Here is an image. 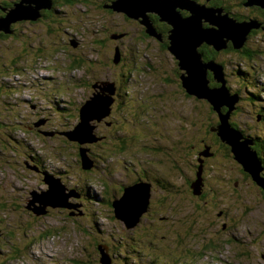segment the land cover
Segmentation results:
<instances>
[{
  "label": "rangeland",
  "instance_id": "374dc122",
  "mask_svg": "<svg viewBox=\"0 0 264 264\" xmlns=\"http://www.w3.org/2000/svg\"><path fill=\"white\" fill-rule=\"evenodd\" d=\"M90 8L76 5L75 9L59 12L58 18H49L53 31L48 30L45 20L41 25L18 21L14 33L0 39V116L6 122L13 120L12 141L0 129V243L4 251L0 250L7 253L10 245L16 244L26 251L20 260H8L0 252V264H101L100 249L114 256V264H264V188L235 160L230 145L213 142L207 125H219L220 118L212 103L196 95L183 96L177 90L172 93L176 86L161 82L176 64L171 54L164 52L153 36L144 37L139 26L126 21L121 12ZM223 9L235 23L241 22L242 16L253 15L248 8H234L233 13ZM252 19L261 26L260 18ZM83 27L87 30L79 29ZM105 27L112 40L102 48L94 38H103ZM252 31L248 44L255 56L246 58L248 67L236 54L221 55L217 62L225 66L227 87L242 96L234 103L230 123L245 134L260 136L264 148V26ZM256 38L262 40L254 42ZM25 42L30 54L23 50ZM118 43L125 52L124 64H136V71L126 72L128 67L110 61ZM74 53L85 61L79 70H70L68 65ZM98 55L105 60L94 64ZM4 64L16 66L6 71ZM150 67L155 73L143 71ZM120 73L129 79L121 86V93L132 95L122 100L127 102L119 108L121 116L118 112L116 116L123 118L122 123L129 122L128 128L134 133L147 137L136 146L168 148L159 163L163 173L152 166L146 167L150 172L145 169L154 184L150 197L147 194L144 198H150V211L130 225L124 219L111 218L114 212L103 205L104 196L111 200L118 197L119 187L136 181L137 171L150 166L145 163L149 156L142 152V159L138 157L143 165L125 157L118 158L120 164L115 156L107 161L98 159L106 148L98 143L113 121H107L108 115L100 122L90 120L94 133L104 135L95 145H79L68 139L63 144V133L81 121L77 109L102 93L97 82L112 84ZM251 94H259L257 102H251ZM157 95L162 97L155 100ZM142 96L152 97V101L146 100V109L139 112ZM155 104L158 108L150 110ZM71 115L74 119L68 120ZM148 122L154 129L147 126ZM245 144L258 156L254 144ZM79 147L99 161H95L98 169L91 178L74 163V157L79 159ZM30 156L43 164L42 172L36 171ZM196 158L201 159L202 192L194 196L186 176L190 179L193 175L195 167L191 165ZM43 172L60 177L68 192L74 193L79 187L88 193L90 216L86 212L83 216L71 215L77 210L46 206L35 199L49 187ZM73 199L78 201L76 196ZM45 207L47 212L34 210ZM134 207L131 212L136 216ZM80 209L85 210V204ZM181 253L185 259L178 256Z\"/></svg>",
  "mask_w": 264,
  "mask_h": 264
},
{
  "label": "water",
  "instance_id": "95a60500",
  "mask_svg": "<svg viewBox=\"0 0 264 264\" xmlns=\"http://www.w3.org/2000/svg\"><path fill=\"white\" fill-rule=\"evenodd\" d=\"M19 2L20 0L14 3L11 9H4L7 11L5 15L7 17H0V32L12 34L14 33L12 29L14 23L23 20H37L41 16L42 10L53 8V0H21ZM246 5H257L264 8V0H248ZM209 6L207 3L198 2V0H116L112 3L111 8L116 12H124L132 18L140 19L141 24L147 27L146 30L151 35H158L155 31L158 28H154L150 13H158L162 20L173 26L169 36L171 41L169 50L176 56L180 68L184 71L182 80L187 94L206 98L212 103L213 110L218 112L221 121L219 125L214 126V130H218L222 140L231 146L235 160L242 164L244 170L252 176L258 185L264 188L260 159L258 156L256 159L251 149L245 144L252 143V141H242L241 133L235 130L230 123V116L236 109L234 103L238 102L239 98L229 94L225 80V66L217 60L204 61L203 54L200 52L204 43L213 45L217 50H220L226 48L229 42H233L234 46L238 48L246 44L248 34L253 28H260V23L252 18H246L242 22L235 23L236 20L231 19L230 14L224 12L223 8ZM179 8L189 10L191 15L184 17L178 10ZM207 24L215 25L218 29L206 27ZM115 37L116 35L113 38ZM119 57L117 56V59ZM208 70L214 74L216 83L214 88L210 87ZM99 84L102 93L82 103L79 108L80 123L63 133L69 140L76 141L79 145L86 142L95 143L101 139L97 133H94V126L90 120L96 118V121L100 122L107 115L109 117L112 105L116 100L117 87L115 83L99 82ZM80 154L85 169L95 167V161L86 155V149L81 147ZM199 169L197 179L192 185L195 194H200V186H202V166ZM44 181L49 187L47 190L41 191V197H37L39 196L37 195L35 199H40L46 206L77 210V213L72 212L71 215H83L81 209L79 210L80 213L78 211L82 204L70 202L74 196L80 198L76 190L74 193L68 192V188L61 178L54 176H46ZM123 188V194L115 197L111 204L114 207L116 218L124 219L128 225L140 222L141 214L149 210L150 198L147 200L144 198L147 194L150 197L152 186L147 184V181L140 180L125 185ZM133 207L137 211L136 216L131 212ZM45 209L46 207L44 209L35 208L34 210L46 211ZM100 252L102 264H113L114 260L109 252L104 253L102 249Z\"/></svg>",
  "mask_w": 264,
  "mask_h": 264
},
{
  "label": "trees",
  "instance_id": "16d2710c",
  "mask_svg": "<svg viewBox=\"0 0 264 264\" xmlns=\"http://www.w3.org/2000/svg\"><path fill=\"white\" fill-rule=\"evenodd\" d=\"M18 0H0V17L1 16H5L7 14V11H5L4 9L8 8L10 6V4H13L16 3ZM116 1V0H53V8L52 9H44L41 11V16L37 19V20H28V23L30 25H41L42 23H45L46 27L48 28V30L50 31H53L54 28H52L49 24V18H52V19H55V16L58 18V14L59 12H64L66 9H75L76 5H87L88 7H91V8H99L103 11H108L110 13H117L113 8H111V5L112 3ZM207 2V0H204ZM198 2H202V0H198ZM227 2V4H226ZM248 2V0H213L212 3L210 2H207L208 5L210 6H214V7H218V8H226V10L230 11V13H233V9L234 8H237V10L239 8H248L251 13L253 15H250V16H242L240 18L241 22L244 21V19L248 18V17H252V18H257L259 19L260 18V21H261V26L259 29H262L263 26H264V8H261L257 5H253V6H247L246 3ZM204 3V2H203ZM234 6V7H233ZM90 8V9H91ZM8 10V9H7ZM178 10L181 11V14L184 16V17H189L191 15V12L187 9L185 10H182L181 8H179ZM89 10H87L88 12ZM122 17L126 20V21H129L131 23H134L136 24L137 26H139V28L143 31V36L144 37H151L153 36V38L159 43V46L160 48H163L162 50L164 52H166L167 54L170 53L171 56L173 57V59L175 60L176 64L173 65V69L171 70V72H168L167 76H164L163 79H161V82L164 83L165 85H169L170 83L174 84L176 86V89L172 90V93L175 92V90H177L178 92H180V94H182L183 96H190L187 94L184 86H183V80H182V73L184 72L180 66H179V61L178 59L176 58V56L169 50V46L171 45V41H170V34H171V30L173 28V26L168 23L167 21H164L162 20L161 18V15H159L158 13H150V17H151V20L154 24V28H158L157 30H155L158 35H151L142 25H141V21L140 19H136V18H132L130 16H128L126 13L122 12L121 13ZM45 20V21H44ZM27 20H23V22H25ZM44 21V22H43ZM73 22L75 20H72ZM67 22V21H66ZM65 22V23H66ZM17 23V22H16ZM14 23L12 25V29L14 30V27L15 24ZM25 24V23H24ZM49 24V26H48ZM208 25V24H207ZM206 25V27H207ZM80 30H84L86 31L87 29H85L84 27L83 28H79ZM102 32L105 33L104 37L103 38H94L95 42L98 44V46L104 48V45L106 43V41L108 39H111L112 40V37L110 36V33H109V30L107 27L103 28L102 29ZM253 31L250 32V34H248V40H249V37L251 36ZM7 34L3 33V32H0V39L3 38L6 36ZM15 35V34H14ZM103 36V35H102ZM142 35L140 37H143ZM248 40L246 42V44L240 46V47H235L233 42H229L227 47L226 48H222L220 50H217L213 45H209L208 43H204L201 48H200V52L203 54V58H204V61H210V60H217L218 57H220L221 55H225V54H236V56H240L243 60V63L242 65L248 67V65L245 63V60L246 58H254L255 56V51L254 50H251L250 47H249V44H248ZM262 40V39H261ZM260 39H254V42H259L261 41ZM115 47L114 48V55L110 58V61L112 59L111 62H113V64H117L119 66H125V67H128V69L126 70V72H134L136 71L135 69H137L136 64L134 65H131V63H125L124 64V53L121 49V46L122 44L118 43V44H115L114 45ZM23 50L25 51L26 54H30L31 53V49H30V46L28 43L25 42V47L23 48ZM40 51L41 53L42 52V48H40ZM67 52L69 50H66ZM102 54V53H101ZM100 54V55H101ZM100 55H98V58L96 59V61H93V63H103L104 60H102L100 57ZM71 57L69 58V62H68V65L70 67V70L72 69H76V70H79L81 67H83L82 65H84V59L81 57V56H76V54H71L70 55ZM117 56H120L119 58L120 59H117ZM39 57V56H38ZM128 61V60H127ZM218 61V60H217ZM248 62V61H247ZM130 64V65H129ZM222 65L223 62H221ZM5 67H6V71H8L9 69H14V66H16L15 64H11V65H7V64H4ZM20 68H17V70H19ZM24 70V69H23ZM143 70V69H141ZM21 71V70H19ZM144 72L146 73H155L154 69L152 67L149 68V70L145 69L143 70ZM124 72V73H126ZM226 73V72H225ZM121 76V78H120ZM120 76H119V79H116L114 80V83L116 84V87H117V92H116V95H115V102L113 103L112 105V111H111V115L110 117L108 118L107 121H109V119H113V121L108 125L106 126V129L108 130L106 136H104V140L99 142L98 144L99 145H104L106 146L105 148V151L103 153H101V155L98 157L101 158V159H106V161L108 160V158H110L111 156H115L118 158H122V157H125L126 159H128L129 161H131V163H136V164H141V161H139L138 157L140 156V159H142V156L141 154H143L142 152H145L146 154L144 155H147L149 157H146V161L145 163H147L146 165H150V166H144V170H141L139 172V178L137 179V181H140V180H143V181H147V184L151 185L152 188H154V184L152 181L149 180L148 176L149 174L147 173L146 170L150 169L151 166L152 168H155V170L159 171L160 170V166H159V163L160 162H163L164 161V158H162V154L164 155V151L166 152L168 150L167 147L165 146H151V145H137L135 143H138V141L140 140H145L147 139V137L144 135V134H136L134 133V131L130 128H128V123L127 121L123 122V118L122 117H119V116H116L117 112L118 114L121 116L120 114V111H119V108L124 104V102L126 103L127 101H124L122 102V100L125 98H128V95H132L130 93H121V86L123 87L125 85V83L129 82V79L128 77L126 76V74H121L120 73ZM174 78V79H173ZM175 78L178 79V81H175ZM208 78L210 80V87L212 86H215L214 84L215 83V78H214V74L211 72V70H208ZM219 86V85H217ZM166 87V86H164ZM85 88H88V87H85ZM245 90H248L247 88H245ZM228 91H229V94L230 96H234L236 95L239 99L242 98V96L240 95V93L238 92H233L230 87H228ZM176 93V92H175ZM163 95V94H162ZM161 95V97H162ZM252 98L250 100H252L251 102H257V98L259 96V94H251ZM158 97L157 99L155 98V100H158L160 96H156ZM160 97V98H161ZM152 98V97H151ZM146 99L144 98L143 96L141 97V101L139 102V105H138V110L139 112L140 109L143 110V109H146V100H150L152 101V99ZM157 102V101H155ZM9 104H6V107L5 109L8 110ZM158 104H155V105H152L150 110L154 111L155 108H158ZM226 112V110H224ZM77 112H78V117H80V109H77ZM113 114V115H112ZM74 119V116L71 115L69 117H67L68 120H71V119ZM75 118H76V115H75ZM220 120H219V124H220ZM13 125V120H10L8 119V122L4 121V117L0 116V129L3 130V132L5 134L8 135V141H12V138H11V135L10 134V129H11V126ZM149 125V126H148ZM232 127L237 130L239 133H241L242 137L244 138L245 141H252V145L254 144V149L257 151L258 153V158L260 159V162H261V167L263 169L262 171V174L261 176L264 178V148L263 146H261V143L259 142V137H252L251 135H248V134H245L243 130H241L238 126H236V124L234 123H231ZM147 126L148 127H151L154 129V126L152 125V123H147ZM207 130L211 133H213L212 135V139H213V142L214 143H217V144H220L222 145V142H224L221 138V136L219 135L218 133V130H214V126H211V124L209 123V125H207ZM132 131V132H131ZM106 134V133H105ZM103 136H100L101 139H103ZM13 137V136H12ZM128 139L129 142H124L122 139ZM65 139H68L67 136H65V138L63 139V144H67L66 140ZM100 139V140H101ZM69 140V139H68ZM259 142V144H257ZM96 143V142H95ZM94 143V145H95ZM223 146V145H222ZM226 146V145H225ZM140 147V148H138ZM224 147V146H223ZM114 148V149H113ZM136 148V149H135ZM138 148V149H137ZM226 148V147H225ZM228 148V146H227ZM80 149V147H79ZM229 150V148H228ZM169 152V151H168ZM90 153H91V150H90ZM167 154V153H166ZM169 155H171L172 153H168ZM94 154H92V157L91 159H93L94 161H97V158L95 159L93 157ZM31 159L34 162V164L38 167H42L43 164L40 163V161L37 159V158H34L32 156H30ZM79 159L76 157V162H74L75 164H77L80 168V170L82 172H84L89 178H91L90 176L91 175H95V170L97 171L98 169V166L96 165L97 162L95 163V167L94 168H91V169H85L84 166H83V163L82 161H80V157H81V154L79 153L78 155ZM138 161V162H137ZM177 166H178V163H177ZM192 167H195L194 171H193V175L189 176L190 179L186 176V179L189 181V187L192 189L190 191H192L191 193L195 196V195H199V194H195L194 192V189L192 187L193 185V182L197 179V173L199 172V168L201 166V159L200 158H196L195 162H194V166L191 165ZM148 169H147V168ZM146 169V170H145ZM202 170V169H201ZM161 173H163L162 170H160ZM148 172H150L148 170ZM165 175V174H164ZM201 175H202V171H201ZM86 178V177H85ZM89 178H86L87 180H89ZM192 179V180H191ZM204 179V177H203ZM136 181V182H137ZM118 192H121V194L119 196H121L124 192V188L122 187L120 189V187L118 188ZM202 192V186H200V193ZM81 193L83 194L84 198H85V201L86 203L85 204V212H86V215L90 216L89 215V211L90 209H92V205L91 201H87V195L89 196V194L87 193H83L82 190H81ZM107 195V194H106ZM104 196V201H103V205L106 207V208H114L111 204H112V201L111 198L107 195V196ZM204 197V195H201V198ZM151 205L149 206V209H150ZM150 210L147 211V213L149 212ZM113 212H114V209H113ZM112 219H116V215H115V212L113 214V216L111 217ZM115 221V220H114ZM95 230V228H94ZM98 238V237H97ZM101 240V241H100ZM98 240L99 242H102V239ZM243 242V241H242ZM0 248L3 250L4 246L2 243H0ZM2 250H0V252H2L3 254L6 255V259L8 260H20V258H23L25 255H26V251L24 252L21 248H18L16 246V244H13V245H10L9 247V250L8 252H3ZM100 253V252H99ZM101 254V253H100ZM99 254V255H100ZM111 255V254H110ZM178 255V254H177ZM183 257L185 259V255H183L182 253L179 254L178 256ZM191 255V254H190ZM112 257V255H111ZM114 258V256H113ZM101 263V261H100ZM102 264V263H101Z\"/></svg>",
  "mask_w": 264,
  "mask_h": 264
},
{
  "label": "flooded vegetation",
  "instance_id": "af4514ba",
  "mask_svg": "<svg viewBox=\"0 0 264 264\" xmlns=\"http://www.w3.org/2000/svg\"><path fill=\"white\" fill-rule=\"evenodd\" d=\"M202 3V2H201ZM13 4H10V6L9 7H11ZM8 7V8H9ZM8 8H6V9H8ZM97 85H99V82H97ZM53 132H50V134H52ZM111 158V157H110ZM116 161H119V159H117ZM118 164H120V161L118 162ZM131 164V163H130ZM34 166H36L35 164H34ZM137 166L135 165V168H136ZM38 169V170H37ZM37 169H36V171H40V172H42V167H38L37 166ZM139 170L137 171V179L139 178ZM44 173V172H43ZM136 179V180H137ZM121 188V187H120ZM76 192L80 195V198H77L78 199V201L77 200H75V199H73V197H72V199H70V202L71 203H81L82 205L84 204V196H83V194L81 193V190H80V188L79 187H77V189H76ZM80 201V202H79Z\"/></svg>",
  "mask_w": 264,
  "mask_h": 264
}]
</instances>
